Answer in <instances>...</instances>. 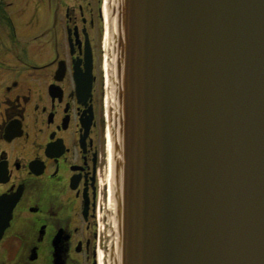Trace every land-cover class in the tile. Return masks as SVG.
Returning a JSON list of instances; mask_svg holds the SVG:
<instances>
[{
  "label": "water",
  "instance_id": "water-1",
  "mask_svg": "<svg viewBox=\"0 0 264 264\" xmlns=\"http://www.w3.org/2000/svg\"><path fill=\"white\" fill-rule=\"evenodd\" d=\"M106 2L105 264H264V0Z\"/></svg>",
  "mask_w": 264,
  "mask_h": 264
},
{
  "label": "flooded vegetation",
  "instance_id": "flooded-vegetation-1",
  "mask_svg": "<svg viewBox=\"0 0 264 264\" xmlns=\"http://www.w3.org/2000/svg\"><path fill=\"white\" fill-rule=\"evenodd\" d=\"M102 1L0 0V264L105 262Z\"/></svg>",
  "mask_w": 264,
  "mask_h": 264
},
{
  "label": "bare ground",
  "instance_id": "bare-ground-1",
  "mask_svg": "<svg viewBox=\"0 0 264 264\" xmlns=\"http://www.w3.org/2000/svg\"><path fill=\"white\" fill-rule=\"evenodd\" d=\"M104 24H105V34H104V40H103V47H104V53H105V39H106V34H107V31H106V6L104 8ZM106 56V54H105ZM105 68H106V59H105ZM107 71V69H106ZM106 85H107V82H106ZM106 104H107V95H106ZM106 119L108 120V117H106ZM107 130L105 131V136H106V142H107V145H108V121H107Z\"/></svg>",
  "mask_w": 264,
  "mask_h": 264
},
{
  "label": "rangeland",
  "instance_id": "rangeland-1",
  "mask_svg": "<svg viewBox=\"0 0 264 264\" xmlns=\"http://www.w3.org/2000/svg\"><path fill=\"white\" fill-rule=\"evenodd\" d=\"M104 1H106V0H103L102 2H104ZM103 4H104V3H103ZM103 19H104V17H103ZM102 22H103L102 26L105 28L104 20H103ZM104 33H105V31H104ZM103 55H104V60H105V59H106L105 53H103ZM104 64H105V63H104Z\"/></svg>",
  "mask_w": 264,
  "mask_h": 264
}]
</instances>
